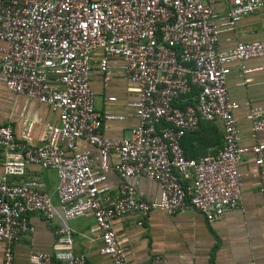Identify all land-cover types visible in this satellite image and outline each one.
Returning a JSON list of instances; mask_svg holds the SVG:
<instances>
[{
  "label": "built area",
  "instance_id": "1",
  "mask_svg": "<svg viewBox=\"0 0 264 264\" xmlns=\"http://www.w3.org/2000/svg\"><path fill=\"white\" fill-rule=\"evenodd\" d=\"M218 6L224 7L221 15ZM263 6L264 0H0V82L58 113L57 124L46 125L40 146L32 145L31 123L18 139L10 126L0 127L2 264H13L14 245L32 230L28 215L52 221L57 211L61 225L54 231L53 252L31 254L30 264H90L73 253L75 232L68 226L88 215L99 253L112 264H128L116 220L135 214L142 226L152 210L172 216L188 209L209 223L223 218L240 201L238 164L245 154L257 169L264 207V144L238 146L237 104L226 89L227 65L264 58V42L225 51L217 45L220 34L233 32L243 17ZM95 52L102 53L98 66L104 74L111 59H121L134 86L137 101L131 106L139 124L128 138L110 139L100 131L104 119L116 117L94 109L89 74ZM263 110L248 114L253 135L264 132ZM216 121L223 146L199 159L185 158L182 138ZM78 141L96 148L98 156L81 151ZM30 165L55 170L57 204L36 179L8 181L24 176ZM109 170L135 183L123 181L112 196ZM142 178L158 185L156 201L138 198L135 185Z\"/></svg>",
  "mask_w": 264,
  "mask_h": 264
},
{
  "label": "crops",
  "instance_id": "2",
  "mask_svg": "<svg viewBox=\"0 0 264 264\" xmlns=\"http://www.w3.org/2000/svg\"><path fill=\"white\" fill-rule=\"evenodd\" d=\"M223 9V6H218L217 15H221ZM260 41L264 42V6L243 17L233 32L220 34L217 45L220 50L225 51L239 43ZM0 46L4 45L0 43ZM101 58V52L93 54L89 74V85L94 93V109L102 116L109 114L116 117L104 119L100 131L107 138L122 140L128 138L131 129L139 124L134 116V107L131 106L137 101V94L124 73L122 60L111 59L108 73L104 74L98 66ZM242 66L252 71L243 74ZM227 67V93L230 100L237 104L233 114L237 120L238 146L264 144V132L253 135L252 122L248 118L253 108L264 107V58L236 61L229 63ZM109 98L115 100L109 101ZM57 122L58 113L48 105L18 95L0 82V127L10 126L16 139L25 124L31 123L32 145L40 146L46 125ZM196 132L197 138L184 141L185 150H191L193 155H208L217 146H223L220 122L202 123ZM77 145L81 151H88L93 159L98 156V150L85 142L78 141ZM110 161L115 162L116 158L111 156ZM93 166L98 167V161H93ZM238 171L242 184L240 201L223 218L212 223L192 209L172 216L160 210H152L142 226L137 225L138 216L135 214L116 220L115 232L125 247L128 264H264V207L258 190V172L251 154L241 157ZM105 175L106 183L111 186L112 196L123 181L132 185L135 183L132 179L122 180L112 170ZM28 179L41 182L43 190L57 204L55 170L30 165L24 176L10 177L8 181ZM182 183L185 188L189 185L188 181ZM135 186L141 200L151 203L158 199L159 188L156 182L142 178ZM28 222L32 230L20 236L14 245L13 264H30L28 258L31 254L53 252L54 231L61 225L60 212L57 211V216L52 221H46L39 214L33 213L28 215ZM94 225L90 215L68 222V226L75 232L72 239L73 253L84 256L90 264H112L108 257L99 253L97 234H89ZM2 263L3 244L0 242V264Z\"/></svg>",
  "mask_w": 264,
  "mask_h": 264
},
{
  "label": "trees",
  "instance_id": "3",
  "mask_svg": "<svg viewBox=\"0 0 264 264\" xmlns=\"http://www.w3.org/2000/svg\"><path fill=\"white\" fill-rule=\"evenodd\" d=\"M193 95H194V93L192 92L191 94H188V95L184 96L185 101H184V103L181 105V107H184V105L187 104V101H191ZM208 123H209V122H208ZM196 135H198L197 132H196V133H192V134H188V135L184 136V137L182 138V140L180 141V147L182 148L183 153H184V156H185V158H187V159H199L200 157L206 156V153H202V154H198V155H193V152H192L191 150H189V149H188V151H187V149L185 150L184 141H185V140H189V141H191L192 139L197 138ZM190 139H191V140H190ZM220 148H221L220 146H217V149L214 150V151H212V152H210V154H214V153H215L218 149H220ZM190 149H191V148H190Z\"/></svg>",
  "mask_w": 264,
  "mask_h": 264
}]
</instances>
